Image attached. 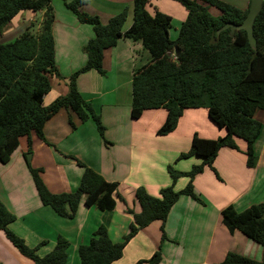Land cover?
I'll return each mask as SVG.
<instances>
[{"label":"crops","instance_id":"0c3cea01","mask_svg":"<svg viewBox=\"0 0 264 264\" xmlns=\"http://www.w3.org/2000/svg\"><path fill=\"white\" fill-rule=\"evenodd\" d=\"M85 1L82 9L98 15L102 23L123 10L127 15L122 31L132 23L133 0ZM222 1L244 10L250 0ZM52 6L55 64L64 79L51 78L44 104L67 93L69 76L86 62L82 47L93 37L91 26L79 22L63 0H52ZM146 8L151 14L158 9L170 15L169 36L176 38L187 14L185 8L175 0H148ZM43 12L17 13L4 31L2 41L13 39L30 25L37 24L38 28ZM135 53L140 59L138 64ZM149 61L150 55L139 40L122 36L103 51L104 73L91 69L75 78L83 99L99 115L104 135L113 145L111 148L105 147L93 122H80L67 109L59 110L45 122L44 141L35 134L30 136L33 167L42 169V179L51 192L72 191L78 186L83 168L70 157L73 156L107 181L117 183L112 194L113 209L85 205L82 197L74 215L67 218L43 205L29 175L25 155L22 156L26 139L20 137L10 159L0 162V200L15 215L8 227L29 246H38L39 255L48 253L60 235L68 241L66 264H80L78 245L87 243L99 225L107 228L113 241H120L133 221V214L141 209L137 188L142 187L153 196H159L160 189L169 185L174 190L183 189L188 177L180 176L173 182L167 166L188 171L201 161L199 155L180 157L189 150L192 135L217 138L226 132L211 121L204 107L185 108L176 127L165 135L156 133L165 119L164 108L146 109L133 119L130 116L132 74L136 67ZM258 111L255 118L261 122V130L253 145L256 164L246 165V142L241 138H235L239 149L221 147L213 161L217 174L205 167L193 178L194 190L202 202L181 194L163 223L153 220L140 229L127 242L122 256L110 264H140L139 260L149 258L157 250L161 254L157 264H219L229 251L262 259L260 244L238 230L230 233L221 220V210L227 205L241 211L251 204L264 203V111L259 114ZM69 119L75 128L70 127ZM0 262L34 264L12 245L3 230H0Z\"/></svg>","mask_w":264,"mask_h":264},{"label":"trees","instance_id":"16d2710c","mask_svg":"<svg viewBox=\"0 0 264 264\" xmlns=\"http://www.w3.org/2000/svg\"><path fill=\"white\" fill-rule=\"evenodd\" d=\"M175 1L185 8L187 14L176 38L171 39V16L158 9L149 13L146 8L148 0H133V20L126 31L121 29L126 10L102 23L98 15L82 9L85 0H63L79 22L92 26L94 34L82 47L86 62L70 75L67 93L44 104V96L51 89V78L61 77L55 64L52 0H0V38L20 11H44L37 30H32L30 25L13 39L0 41L1 163L10 159L21 136H27L29 144L32 133L44 141L45 122L61 109L75 113L80 121L92 118L98 133L103 136L104 126L99 115L83 99L75 77L91 69L104 73L103 51L115 45L122 36L139 40L150 54V61L136 67L132 74L130 116L133 119L139 118L146 109L164 108L165 119L156 133L165 135L176 127L185 108L205 107L211 121L226 130L217 138H201L193 134L189 150L180 157L199 155L200 163L192 165L188 171L167 166L173 182L180 176L188 177L185 187L181 190H174L172 185L163 187L159 196L148 194L142 187L137 188L141 209L133 214L127 233L115 242L107 228L99 225L87 243L78 245L80 264H110L119 259L127 242L140 229L153 220L164 222L181 194L202 202L194 190V176L203 172L205 167L215 172L213 161L221 147L239 149L235 138L246 142V165L253 167L256 164L253 145L260 133L261 122L255 118V112L264 109V2L253 22L254 49L243 29L230 34L228 27L217 33L226 22L239 24L248 7L242 10L222 0ZM210 5L220 13L212 15ZM70 123L74 126L71 119ZM70 157L83 168L78 186L72 191L51 192L40 175L42 169L28 165L41 203L67 218L74 215L82 197L85 205L94 204L101 210L113 209L115 199L112 194L117 183L107 181L78 158ZM14 219L15 215L0 200V230L23 256L34 264H66L68 241L63 236L59 235L53 248L41 256L37 253L38 246H29L8 227ZM221 220L230 233L238 230L260 244L263 257L256 260L229 251L219 264H264V203L251 204L241 211L227 205L221 210ZM160 259L157 250L138 263L157 264Z\"/></svg>","mask_w":264,"mask_h":264},{"label":"water","instance_id":"95a60500","mask_svg":"<svg viewBox=\"0 0 264 264\" xmlns=\"http://www.w3.org/2000/svg\"><path fill=\"white\" fill-rule=\"evenodd\" d=\"M262 2H264V0H250L247 13L243 20L239 24L226 22L217 30V33L228 27H230V34H233L236 29H243L246 31L251 47L256 49V39L253 35V22L261 8ZM175 53H177V47L175 48ZM168 54H171V52L169 51Z\"/></svg>","mask_w":264,"mask_h":264},{"label":"rangeland","instance_id":"374dc122","mask_svg":"<svg viewBox=\"0 0 264 264\" xmlns=\"http://www.w3.org/2000/svg\"><path fill=\"white\" fill-rule=\"evenodd\" d=\"M179 3V2H178ZM209 11H210V13L212 14V15H218V14H216V13H220L219 12V10L215 7V6H209ZM39 19V18H38ZM36 25L37 24H35L34 25V27H31V29L32 30H37L38 28L36 27ZM90 25V24H89ZM91 26V25H90ZM91 28H92V26H91ZM93 30V29H92ZM94 34V33H93ZM0 41L1 42H4V41H2V36H1V38H0ZM7 41V40H6ZM146 53L148 54V55H150L149 54V52L146 50ZM135 55H136V57L138 56V54L137 53H135ZM139 56L136 58V63L138 64V62H139ZM78 70V69H77ZM76 71V70H75ZM68 77V76H67ZM70 77V76H69ZM61 79H64V77H60ZM66 78V77H65ZM76 78V77H75ZM69 79V78H68ZM48 103V102H47ZM205 108V107H204ZM262 111H264V109H259V111H258V114H259V112H262ZM75 114V113H74ZM258 114L256 115V116H258ZM76 115V114H75ZM76 117H77V115H76ZM77 119H78V117H77ZM79 120V119H78ZM87 120H90L91 122H93L94 123V120L92 119V118H89V119H87ZM87 120H85V121H87ZM80 121V120H79ZM85 121H80V122H85ZM73 123V122H72ZM69 124H70V127L71 128H75V124L73 123V125L74 126H72L71 125V123H70V119H69ZM94 125H95V123H94ZM96 126V125H95ZM98 131V130H97ZM32 134H35V133H32ZM36 135V134H35ZM100 135V134H99ZM31 136V135H30ZM102 138H103V142H104V144H105V147H108V148H111L113 145L111 144V142L107 139V137H105V135H104V128H103V136H101ZM21 138L22 139H26V143H23L22 144V147H24V154L22 155L23 157H24V155H25V159L27 160V163H26V165H27V169H28V172H29V168H28V165H30L31 167H33L34 166V164H35V162H34V160L33 161H31V148H32V144H31V142H30V144L28 143V137L27 136H25V135H23V136H21ZM34 168H36V167H34ZM42 173V172H41ZM41 173H40V175H41ZM29 175H30V177H31V174H30V172H29ZM42 177V176H41ZM31 180H32V178H31ZM32 182H33V180H32ZM34 185V184H33ZM34 188H35V186H34ZM36 190V189H35ZM36 193H37V191H36ZM37 196H38V194H37ZM39 198V197H38ZM39 201H40V199H39ZM41 202V201H40ZM46 206H48V205H46ZM50 207V206H49ZM51 208V207H50ZM254 241V240H253Z\"/></svg>","mask_w":264,"mask_h":264}]
</instances>
